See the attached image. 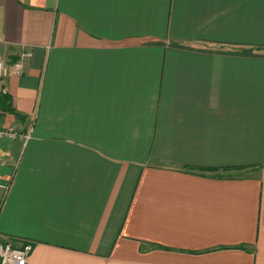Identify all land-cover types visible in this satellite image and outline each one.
Segmentation results:
<instances>
[{"label":"crops","instance_id":"crops-1","mask_svg":"<svg viewBox=\"0 0 264 264\" xmlns=\"http://www.w3.org/2000/svg\"><path fill=\"white\" fill-rule=\"evenodd\" d=\"M25 50L0 240L27 264H264V0H0V59Z\"/></svg>","mask_w":264,"mask_h":264},{"label":"built area","instance_id":"built-area-1","mask_svg":"<svg viewBox=\"0 0 264 264\" xmlns=\"http://www.w3.org/2000/svg\"><path fill=\"white\" fill-rule=\"evenodd\" d=\"M32 57L30 50H25L20 53L19 58L11 63H6L0 59V77L6 78L9 76H20L26 66V61ZM35 127V119L28 125L26 132L21 133L14 127L0 128L1 140L21 139L26 144L32 137ZM4 160L0 158V168L4 164ZM8 186L6 187V189ZM5 201V194L0 195V209ZM33 242L30 240L23 241L20 246H15L12 240H0V264H27L28 258L33 250Z\"/></svg>","mask_w":264,"mask_h":264},{"label":"trees","instance_id":"trees-1","mask_svg":"<svg viewBox=\"0 0 264 264\" xmlns=\"http://www.w3.org/2000/svg\"><path fill=\"white\" fill-rule=\"evenodd\" d=\"M252 52V50H250ZM8 96H1V99H0V102L2 103V101H4L1 105H4V103H7V100H8Z\"/></svg>","mask_w":264,"mask_h":264}]
</instances>
